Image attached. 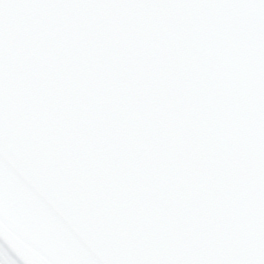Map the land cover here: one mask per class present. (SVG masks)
Segmentation results:
<instances>
[{
  "label": "water",
  "instance_id": "obj_1",
  "mask_svg": "<svg viewBox=\"0 0 264 264\" xmlns=\"http://www.w3.org/2000/svg\"><path fill=\"white\" fill-rule=\"evenodd\" d=\"M0 244L264 264V0H0Z\"/></svg>",
  "mask_w": 264,
  "mask_h": 264
},
{
  "label": "trees",
  "instance_id": "obj_2",
  "mask_svg": "<svg viewBox=\"0 0 264 264\" xmlns=\"http://www.w3.org/2000/svg\"><path fill=\"white\" fill-rule=\"evenodd\" d=\"M0 253L7 257V262L5 261V262H6L5 264H18L14 259H12V258L7 254V252L2 248L1 245H0ZM2 258H3V257H2ZM2 261H4V260H2ZM2 261L0 260V264H3Z\"/></svg>",
  "mask_w": 264,
  "mask_h": 264
},
{
  "label": "rangeland",
  "instance_id": "obj_3",
  "mask_svg": "<svg viewBox=\"0 0 264 264\" xmlns=\"http://www.w3.org/2000/svg\"><path fill=\"white\" fill-rule=\"evenodd\" d=\"M2 257H3V258H2ZM6 259H7V258H6L3 254L0 253V260H1V261L4 260V261H2L3 264H5V263L7 262ZM5 261H6V262H5Z\"/></svg>",
  "mask_w": 264,
  "mask_h": 264
}]
</instances>
